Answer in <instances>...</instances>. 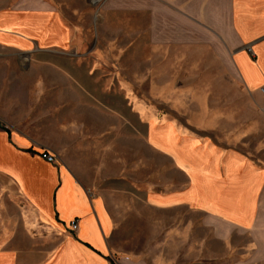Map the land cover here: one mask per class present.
Listing matches in <instances>:
<instances>
[{
    "label": "crops",
    "instance_id": "crops-1",
    "mask_svg": "<svg viewBox=\"0 0 264 264\" xmlns=\"http://www.w3.org/2000/svg\"><path fill=\"white\" fill-rule=\"evenodd\" d=\"M177 1L183 4V17L191 12L200 21L210 13V24L226 48L229 74L258 108L252 118L242 117L240 129L215 127L208 137L169 117L155 125L140 117L142 152L161 162L165 176L159 183L151 174L135 178V194L149 209H186L200 224L185 226L178 218L175 226L161 230L159 241L149 237L143 248L120 242L115 107L105 110L88 99L74 105V100L58 98L56 85L41 99L36 89L41 79L31 90L26 78L41 75L37 55L72 45V22L51 2L0 7V264H41L39 258L22 260L10 249V204L22 217L23 231L47 239V264H264V0H228L224 15L217 0L207 2L208 9L201 0L186 7L185 0ZM82 105L96 113L73 117L72 106ZM89 123L90 132L80 136ZM162 128L168 132L160 134ZM67 149L111 158L85 165L61 161ZM44 152L58 161L49 162ZM143 162L146 172L151 160ZM137 168L129 164L124 171ZM169 172L181 182L169 185ZM204 186L207 190L197 193ZM73 219L79 220L76 233L70 228ZM151 230L145 228V234Z\"/></svg>",
    "mask_w": 264,
    "mask_h": 264
},
{
    "label": "rangeland",
    "instance_id": "rangeland-1",
    "mask_svg": "<svg viewBox=\"0 0 264 264\" xmlns=\"http://www.w3.org/2000/svg\"><path fill=\"white\" fill-rule=\"evenodd\" d=\"M194 1L199 0H185V7ZM209 1L201 0V5L208 9ZM42 2H51L72 22L74 42L60 52L37 55L35 61L42 68L41 75L26 78L31 90L41 79L40 89L36 88L41 91V99H47L56 85L58 98L74 100V105L79 104L75 101L88 99L104 104L105 110L115 107L116 216L122 228L120 242L143 248L145 240L151 237L156 243L161 230L175 226L178 218L185 226L199 225L197 215L186 209L145 207L132 182L145 173L151 174L157 183L162 176L164 182L165 176L161 162L156 163L155 156L142 152L140 136L145 126L141 116L148 117L153 125L164 124L169 117L208 137L211 129L238 130L244 124L242 117L250 119L258 113L255 100L250 94L246 96L245 89L229 74V61L223 58L226 48L216 36L214 24H210L214 20L209 18V12L200 21L192 18L191 12H185L183 17V4L177 0H0V7H33ZM227 2L217 0L218 8L222 6L219 13L224 15ZM40 109L48 110L43 106ZM72 110L73 117L80 118H91L95 112L83 105L72 106ZM221 118L224 122L220 123ZM83 125L80 136L89 131L90 123ZM159 132L168 131L162 128ZM132 133H136L137 140L131 138ZM166 136L170 141V134ZM70 151L61 154L60 160L85 165L111 158ZM145 157L148 162L151 160L146 172L142 166ZM129 164L133 170L138 166L137 170L124 171ZM168 174L169 185L181 182L177 174ZM204 190L206 186L198 187L197 193ZM195 192L196 188L191 191ZM14 207L10 204V249L22 260L39 258L41 264H47V239L23 231L22 217ZM123 228L135 229L137 233L125 234ZM145 228L152 230L146 235Z\"/></svg>",
    "mask_w": 264,
    "mask_h": 264
},
{
    "label": "built area",
    "instance_id": "built-area-1",
    "mask_svg": "<svg viewBox=\"0 0 264 264\" xmlns=\"http://www.w3.org/2000/svg\"><path fill=\"white\" fill-rule=\"evenodd\" d=\"M261 91L264 93V85L261 87ZM42 156L47 159L49 162H56L57 161V157L51 153H47V152H44L42 154ZM70 228H71V231L76 233L79 229V220L77 219H73L71 220L70 222Z\"/></svg>",
    "mask_w": 264,
    "mask_h": 264
},
{
    "label": "bare ground",
    "instance_id": "bare-ground-1",
    "mask_svg": "<svg viewBox=\"0 0 264 264\" xmlns=\"http://www.w3.org/2000/svg\"><path fill=\"white\" fill-rule=\"evenodd\" d=\"M150 115V113H148V115L147 116H149Z\"/></svg>",
    "mask_w": 264,
    "mask_h": 264
},
{
    "label": "water",
    "instance_id": "water-1",
    "mask_svg": "<svg viewBox=\"0 0 264 264\" xmlns=\"http://www.w3.org/2000/svg\"><path fill=\"white\" fill-rule=\"evenodd\" d=\"M249 47V46H248Z\"/></svg>",
    "mask_w": 264,
    "mask_h": 264
}]
</instances>
